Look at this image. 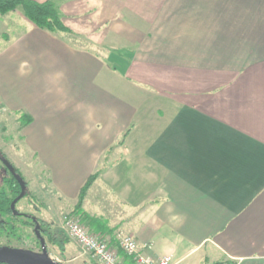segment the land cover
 Listing matches in <instances>:
<instances>
[{
	"label": "crops",
	"instance_id": "obj_1",
	"mask_svg": "<svg viewBox=\"0 0 264 264\" xmlns=\"http://www.w3.org/2000/svg\"><path fill=\"white\" fill-rule=\"evenodd\" d=\"M54 1L72 33L0 14V105L30 117L52 201L71 211L100 170L89 231L170 264H264V0Z\"/></svg>",
	"mask_w": 264,
	"mask_h": 264
},
{
	"label": "rangeland",
	"instance_id": "obj_2",
	"mask_svg": "<svg viewBox=\"0 0 264 264\" xmlns=\"http://www.w3.org/2000/svg\"><path fill=\"white\" fill-rule=\"evenodd\" d=\"M75 41V40H74ZM21 121L17 114L9 113L4 110L0 113V148L3 150L6 158L17 167L21 176L27 183L28 188L33 193L32 197H23L15 201V212L22 213L19 218L27 221H33L35 218L45 221H54L53 226L56 229L64 230L63 216L71 211L61 202L52 200V189L49 185L47 172L40 167V164L22 142L20 131ZM3 173L0 172V175ZM48 199H51L50 202ZM52 202V203H51ZM30 215V216H27ZM77 215V214H76ZM80 218V216L77 215ZM33 218V219H32ZM83 222V221H82ZM34 223V222H32ZM20 230L28 238L20 242L17 238L6 236L0 233V243H10L11 245L33 246L38 249V243L35 241L33 225H21ZM65 232V230H64ZM66 245V254L60 255L57 248L45 241L48 254L56 261L64 264H94L95 261L88 253H83L75 244ZM75 257V258H73Z\"/></svg>",
	"mask_w": 264,
	"mask_h": 264
},
{
	"label": "trees",
	"instance_id": "obj_3",
	"mask_svg": "<svg viewBox=\"0 0 264 264\" xmlns=\"http://www.w3.org/2000/svg\"><path fill=\"white\" fill-rule=\"evenodd\" d=\"M15 9L21 10L23 15L36 27L55 33H72V31L62 22L60 9L58 8L54 0H0V14H4ZM29 120L30 117L27 114H22L20 116L21 126L25 125ZM99 172L100 170H97L88 176L79 190L74 208L71 210V212H69V214L73 215L78 214L81 217V221H85L86 218V214L82 210V201L85 192L87 188L92 184V182L96 179ZM21 178L23 180V186L18 183L13 175H4L0 179V233L2 232L8 237L12 236L17 238V240H19L20 242H24L27 240L28 235H25L21 232L20 226L33 225L34 229L36 220L38 222V230L44 240L47 243L51 244L53 247L57 248L60 255H63L65 251V245L70 240L67 234H64L63 230L56 229V227L53 226L54 222H48L43 219L35 218V220L31 222L23 220L19 218V216H22L23 214L15 212V208L11 206V202L20 193V198L34 196L28 188L24 178L22 176ZM14 184L15 187L13 186ZM35 241L40 247V242L37 236ZM216 263L217 262H215L214 264ZM94 264L98 263L95 261Z\"/></svg>",
	"mask_w": 264,
	"mask_h": 264
},
{
	"label": "built area",
	"instance_id": "obj_4",
	"mask_svg": "<svg viewBox=\"0 0 264 264\" xmlns=\"http://www.w3.org/2000/svg\"><path fill=\"white\" fill-rule=\"evenodd\" d=\"M3 111L4 108L0 105V113ZM63 227L67 236L79 249L88 253L98 264H123L118 255V248L139 264H170L168 255L154 258L141 254L136 239L127 233L119 231L115 235H110L89 231L77 215L65 214ZM115 239L117 243L114 242ZM216 264H239V261L225 258Z\"/></svg>",
	"mask_w": 264,
	"mask_h": 264
},
{
	"label": "water",
	"instance_id": "obj_5",
	"mask_svg": "<svg viewBox=\"0 0 264 264\" xmlns=\"http://www.w3.org/2000/svg\"><path fill=\"white\" fill-rule=\"evenodd\" d=\"M21 186H23V180L21 176L16 174ZM21 196V193L11 202L13 207L14 202ZM34 232L39 239L41 252H34L29 249L20 247H10L6 245H0V262H7L11 264H64L56 261L48 255L45 240L41 236L38 230V222L35 220Z\"/></svg>",
	"mask_w": 264,
	"mask_h": 264
},
{
	"label": "flooded vegetation",
	"instance_id": "obj_6",
	"mask_svg": "<svg viewBox=\"0 0 264 264\" xmlns=\"http://www.w3.org/2000/svg\"><path fill=\"white\" fill-rule=\"evenodd\" d=\"M3 173L0 175V179L2 176L4 175H13V177L18 181V183L20 184L19 180L16 177V174L21 175L20 172L18 171L17 167L14 166L5 156V154L3 153V150L0 148V172ZM15 187V184L13 185ZM20 198V197H19ZM18 198V199H19ZM15 206V202L13 207ZM0 245H6V246H10V247H20V248H25V249H29L32 250L34 252H41V246H38V249H34L33 246H17V245H11L10 243H0ZM49 255V254H48ZM50 256V255H49ZM51 257V256H50ZM52 258V257H51ZM0 264H11V263H7V262H0Z\"/></svg>",
	"mask_w": 264,
	"mask_h": 264
}]
</instances>
